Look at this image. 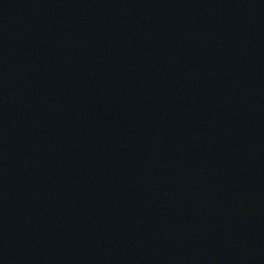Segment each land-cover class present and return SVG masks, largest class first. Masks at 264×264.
<instances>
[{
  "label": "water",
  "instance_id": "obj_1",
  "mask_svg": "<svg viewBox=\"0 0 264 264\" xmlns=\"http://www.w3.org/2000/svg\"><path fill=\"white\" fill-rule=\"evenodd\" d=\"M0 264H264V0H0Z\"/></svg>",
  "mask_w": 264,
  "mask_h": 264
}]
</instances>
